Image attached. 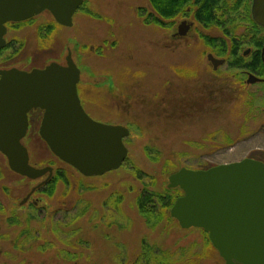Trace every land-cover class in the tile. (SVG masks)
<instances>
[{"label":"rangeland","instance_id":"rangeland-1","mask_svg":"<svg viewBox=\"0 0 264 264\" xmlns=\"http://www.w3.org/2000/svg\"><path fill=\"white\" fill-rule=\"evenodd\" d=\"M145 8L151 10L149 0H85L71 27L58 25L50 12L8 25L1 68L66 64L70 50L81 70L84 109L131 134L121 168L89 178L37 137L29 145L32 163L51 165L67 180L52 197L36 192V208L20 203L41 179L12 172L0 153V264H130L145 238L177 254L207 250L200 264H226L213 244L206 249L201 228L164 219L152 230L137 199L144 189L164 194L168 176L184 167L206 170L264 157V83L243 85L240 70L228 63L211 67L207 56L214 47L203 34L226 39L229 49L224 28L195 22L189 38L181 39L172 35L181 18L165 30L144 21ZM50 24L55 30L49 35ZM134 166L145 174L139 177ZM117 196L123 197L119 209L114 199L105 204Z\"/></svg>","mask_w":264,"mask_h":264},{"label":"water","instance_id":"water-1","mask_svg":"<svg viewBox=\"0 0 264 264\" xmlns=\"http://www.w3.org/2000/svg\"><path fill=\"white\" fill-rule=\"evenodd\" d=\"M85 0H0V51L6 46L8 22L27 21L50 12L59 25L73 26ZM252 16L264 26V0H253ZM191 23L179 25L182 35ZM66 64L52 62L31 71L0 68V152L13 172L36 180L53 175V167L30 164L22 144L33 109L44 111L40 136L51 152L77 172L100 176L125 163L130 129L93 119L83 108L78 84L81 70L71 51ZM215 68L224 62L208 55ZM261 80L249 75L248 82ZM168 188H179L171 216L181 227L208 233L226 264H264V162L251 157L206 170L182 168L168 176ZM37 188V187H36ZM31 193L21 204L26 203Z\"/></svg>","mask_w":264,"mask_h":264},{"label":"trees","instance_id":"trees-1","mask_svg":"<svg viewBox=\"0 0 264 264\" xmlns=\"http://www.w3.org/2000/svg\"><path fill=\"white\" fill-rule=\"evenodd\" d=\"M250 1L251 0H149L151 10H147L146 8L142 10L145 11L144 21L146 23L157 24L160 27H165V21L167 19L170 20L169 27H171L177 18L189 17L206 28L219 26L226 30L225 27L228 21L237 22L244 18L243 20L251 22L249 16L251 9ZM236 28L237 27L234 26V29ZM54 30L55 25L50 24V30L47 31V33L50 35ZM203 37L208 40L210 45H216V49H218L220 55L223 54L227 56V53L230 55L238 53L237 49H227V40L222 37L221 39L209 37L207 35H203ZM237 58L242 60L240 56H237ZM257 67L261 69L260 65ZM150 157L151 159L154 158L157 160L155 156ZM260 159L264 161V157ZM133 169L139 177L145 174V172L137 166H134ZM151 179L153 180L152 184L156 182L154 177H151ZM60 180L65 181L67 179L60 170H57L56 174L47 181L39 191L52 197ZM165 190L166 192L163 194L155 191L150 192L144 189L137 199L138 211L146 219V223L149 224L152 230H155L164 219L174 220L169 211L175 204V199L182 194V190L179 188L170 189L168 187ZM115 196L116 195L113 197ZM113 197L108 199L105 204L110 206L109 203L114 199V206H117L118 203L119 209L123 197L117 196V199ZM32 207L35 206L33 205ZM205 242L207 244L206 249L212 247V242H210L207 233H205ZM142 245V250L130 264H200V260L209 255L207 250L204 251L205 254H201L193 253L186 248H181V253L177 254L175 251L171 252L170 250H164L158 245L153 246L149 244L146 238L143 240ZM75 258L76 255H73L72 259Z\"/></svg>","mask_w":264,"mask_h":264},{"label":"flooded vegetation","instance_id":"flooded-vegetation-1","mask_svg":"<svg viewBox=\"0 0 264 264\" xmlns=\"http://www.w3.org/2000/svg\"><path fill=\"white\" fill-rule=\"evenodd\" d=\"M252 2H253V0L250 1L251 9H250V15H249L251 18V22H249L247 20H243L244 18L241 19L240 21H237V22L228 21V24L225 27L226 30H224L225 34L228 35L226 38H228L229 50L237 49L238 53L232 54L231 55V56H233L232 59H229L226 55H223V54L220 55L218 52L215 51L216 45L212 46V47H214L213 48L214 51H211V53H209V54H212L217 59H220V60L224 59V62L221 65L217 66L216 68L214 66L213 61H209L208 56H207L209 64L216 71L219 70L220 68H222V66L225 65L226 63H228L229 67H231L232 69L233 68L239 69L240 70L239 73H241L240 79H241V82L243 81V85L244 84L255 85L256 83H264V26L259 25L255 21L254 17L252 16V6H253ZM184 20L188 21L192 25L189 28V32L185 35H182L181 34L182 31L179 29V25ZM169 22H170V20H168V19L165 21V27H163V28H165V30H167V29L169 30V28H170ZM195 22L196 21H194L193 19H191L189 17L188 18H181L180 23L176 27L177 31L174 32L172 35L174 37H180L181 39L189 38V35L191 34V32L193 30L192 28L194 27ZM18 23L10 22L7 24V27L9 24L13 25V24H18ZM234 26H236L237 28L234 29ZM242 28H244V30L242 31V33H239L238 31ZM8 29H9V27H8ZM202 33L203 32H201V34ZM203 35H205V34H203ZM237 36H239V37H237ZM211 37H213V36H211ZM213 38H216V37H213ZM241 51H243L242 60H239L237 58V56H240L239 53H241ZM259 65L261 66V69L257 67ZM44 67H42V66L41 67H35L34 66V67L29 68L27 66H24V67H20V68L31 71L32 69H35V68L41 69ZM195 72L198 74L197 68H196ZM249 75L256 76L257 78H259L261 80L255 81V83H249L248 82ZM43 113H44V111H42L41 109H33L32 111H30V113L28 115L29 127L27 130V135L23 138V141H22V143L25 144V146L27 147L28 154L30 155V164L34 165V166L35 165L38 166L39 164H36V163L33 164L32 163V156L30 154V149H29L30 146L29 145L31 143H34V140L38 139L37 137L40 136L39 130H40V127L42 124L41 120L43 117ZM36 131L38 134H36ZM27 140L29 141L28 144L25 143V141H27ZM30 141H32V142H30ZM40 179H41V181H39L37 184L41 185L42 182L43 183L45 182L44 184H46L47 183L46 181H49L51 178H49V180H48V175H46V177H43ZM43 185H42V187H43ZM39 189L40 188H38L36 190V192H38ZM36 192L30 196V198L28 199V202L30 203V205L32 204L35 207H39V204H40L39 201L41 199L37 198V200H34V197H33L36 194Z\"/></svg>","mask_w":264,"mask_h":264}]
</instances>
